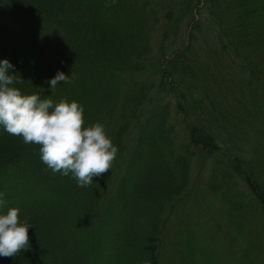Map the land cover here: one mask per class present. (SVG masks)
I'll return each mask as SVG.
<instances>
[{
	"label": "trees",
	"instance_id": "obj_1",
	"mask_svg": "<svg viewBox=\"0 0 264 264\" xmlns=\"http://www.w3.org/2000/svg\"><path fill=\"white\" fill-rule=\"evenodd\" d=\"M4 57L118 151L79 187L0 128L2 210L33 225L0 264H264V0H0Z\"/></svg>",
	"mask_w": 264,
	"mask_h": 264
},
{
	"label": "clouds",
	"instance_id": "obj_2",
	"mask_svg": "<svg viewBox=\"0 0 264 264\" xmlns=\"http://www.w3.org/2000/svg\"><path fill=\"white\" fill-rule=\"evenodd\" d=\"M15 65L0 58V128L20 136L25 143L39 145L41 161L54 173L71 175L79 187L92 184L94 177L107 173L118 151L101 122L84 126V106L76 100L62 98L57 102L40 92L24 93L16 85L23 82ZM70 82L63 71L47 83L51 91L58 83ZM0 192V257H14L31 247L27 218L12 206L3 211Z\"/></svg>",
	"mask_w": 264,
	"mask_h": 264
},
{
	"label": "rangeland",
	"instance_id": "obj_3",
	"mask_svg": "<svg viewBox=\"0 0 264 264\" xmlns=\"http://www.w3.org/2000/svg\"><path fill=\"white\" fill-rule=\"evenodd\" d=\"M193 173H194V171H193ZM197 185L200 188V183L199 184L197 183ZM188 189H189V187H188ZM199 198H200L201 204H208L209 207H210V210H209L208 214H205V215H210L215 220H218L217 214L219 213L218 209H219L220 205H219L218 200L216 199V195L208 193L204 189V187L202 186V189H200L199 193L194 195V200H199ZM194 200H192L190 202L194 203ZM190 205H193V204L187 203V206H190ZM202 213H203V211H202ZM169 241H170V236L168 234V236H166V242H167L168 245H169Z\"/></svg>",
	"mask_w": 264,
	"mask_h": 264
}]
</instances>
